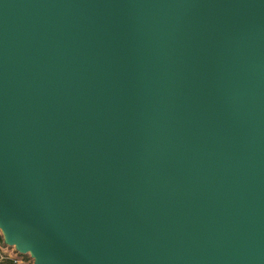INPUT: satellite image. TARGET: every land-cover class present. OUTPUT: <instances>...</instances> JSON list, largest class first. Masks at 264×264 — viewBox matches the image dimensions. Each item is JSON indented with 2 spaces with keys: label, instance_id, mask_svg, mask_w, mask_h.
<instances>
[{
  "label": "water",
  "instance_id": "water-1",
  "mask_svg": "<svg viewBox=\"0 0 264 264\" xmlns=\"http://www.w3.org/2000/svg\"><path fill=\"white\" fill-rule=\"evenodd\" d=\"M0 235L264 264V0H0Z\"/></svg>",
  "mask_w": 264,
  "mask_h": 264
},
{
  "label": "built area",
  "instance_id": "built-area-1",
  "mask_svg": "<svg viewBox=\"0 0 264 264\" xmlns=\"http://www.w3.org/2000/svg\"><path fill=\"white\" fill-rule=\"evenodd\" d=\"M30 258L25 255H19L14 250H8L4 246H0V263L9 264H30Z\"/></svg>",
  "mask_w": 264,
  "mask_h": 264
},
{
  "label": "rangeland",
  "instance_id": "rangeland-1",
  "mask_svg": "<svg viewBox=\"0 0 264 264\" xmlns=\"http://www.w3.org/2000/svg\"><path fill=\"white\" fill-rule=\"evenodd\" d=\"M3 242H2V237H1V235H0V246H4L3 244H2ZM5 248H7L8 250H13V248H10V247H6V246H4ZM29 261V263L31 264L32 263V261L31 260H28ZM0 264H5V263H0Z\"/></svg>",
  "mask_w": 264,
  "mask_h": 264
},
{
  "label": "snow or ice",
  "instance_id": "snow-or-ice-1",
  "mask_svg": "<svg viewBox=\"0 0 264 264\" xmlns=\"http://www.w3.org/2000/svg\"><path fill=\"white\" fill-rule=\"evenodd\" d=\"M9 264H12V262H9Z\"/></svg>",
  "mask_w": 264,
  "mask_h": 264
}]
</instances>
